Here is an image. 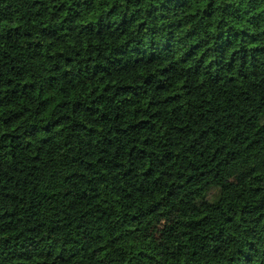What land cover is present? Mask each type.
<instances>
[{
  "label": "trees",
  "instance_id": "trees-1",
  "mask_svg": "<svg viewBox=\"0 0 264 264\" xmlns=\"http://www.w3.org/2000/svg\"><path fill=\"white\" fill-rule=\"evenodd\" d=\"M0 264H264V0H0Z\"/></svg>",
  "mask_w": 264,
  "mask_h": 264
},
{
  "label": "rangeland",
  "instance_id": "rangeland-1",
  "mask_svg": "<svg viewBox=\"0 0 264 264\" xmlns=\"http://www.w3.org/2000/svg\"><path fill=\"white\" fill-rule=\"evenodd\" d=\"M172 211L174 213L176 208H173ZM173 213L166 218H161L154 222L147 232V237L149 239H162L173 222Z\"/></svg>",
  "mask_w": 264,
  "mask_h": 264
}]
</instances>
